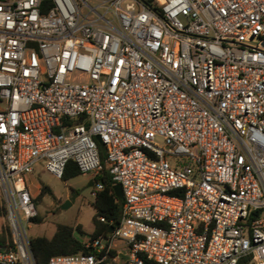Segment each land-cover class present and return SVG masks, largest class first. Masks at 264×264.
<instances>
[{
    "label": "built area",
    "instance_id": "built-area-1",
    "mask_svg": "<svg viewBox=\"0 0 264 264\" xmlns=\"http://www.w3.org/2000/svg\"><path fill=\"white\" fill-rule=\"evenodd\" d=\"M103 159L118 225L48 264H264V0H0V264H36L26 175Z\"/></svg>",
    "mask_w": 264,
    "mask_h": 264
},
{
    "label": "trees",
    "instance_id": "trees-1",
    "mask_svg": "<svg viewBox=\"0 0 264 264\" xmlns=\"http://www.w3.org/2000/svg\"><path fill=\"white\" fill-rule=\"evenodd\" d=\"M104 153L103 150H101ZM77 163L74 160H69L64 173L63 180L75 177L81 174ZM95 181L103 183V189L99 190L95 196L93 203L95 213L92 217L94 229L90 237H95L101 233L106 234L111 223H116L120 220L122 211V199H119L115 194L113 185L114 181L109 172V166L105 159L102 160V166L99 173L94 178ZM50 192L48 185H42L41 191L36 199L39 200L46 193ZM0 216L7 217V208L3 197L0 195ZM100 216H104L106 221H101ZM34 222H42L43 218L39 214L32 218ZM86 231L82 225H72L66 223H58L56 230L52 236L33 235L30 236L31 249L34 254L36 264H48L51 256L57 254H71L77 252H88L89 247L85 246L83 235ZM0 247H12V234L9 223H3L0 233ZM115 254V251H111Z\"/></svg>",
    "mask_w": 264,
    "mask_h": 264
},
{
    "label": "rangeland",
    "instance_id": "rangeland-1",
    "mask_svg": "<svg viewBox=\"0 0 264 264\" xmlns=\"http://www.w3.org/2000/svg\"><path fill=\"white\" fill-rule=\"evenodd\" d=\"M28 184L33 194L37 197L42 185H48L50 192L37 200L39 216L42 222L31 221L28 227V234L52 236L58 223L82 225L86 234L83 239L90 237L94 229L92 217L95 213V196L92 194L95 180L93 173L82 172L81 174L63 180L58 178L42 165H37L32 173L26 175ZM90 181L92 185H89ZM37 199V198H36ZM69 201L65 207L64 204ZM7 217L0 216V233L3 223H7ZM119 257L116 262L108 260L106 264H120L124 261V248L119 250Z\"/></svg>",
    "mask_w": 264,
    "mask_h": 264
},
{
    "label": "water",
    "instance_id": "water-1",
    "mask_svg": "<svg viewBox=\"0 0 264 264\" xmlns=\"http://www.w3.org/2000/svg\"><path fill=\"white\" fill-rule=\"evenodd\" d=\"M97 139L99 140V142H100V144H101V147H102L103 149H105L106 145H105V143L101 140V138H100L99 135L97 136ZM92 182H93V181H90L89 185H92ZM113 188H114V191H115V194L117 195V197H118L119 199H122V198H123V190H122V186H121V184H120V183H116V184L113 185ZM68 204H69V201H67V202L64 204V206L66 207ZM116 225H118V222H116L114 225H112V226L110 227L109 231H112V229H113ZM99 264H105V262L102 261V262H100Z\"/></svg>",
    "mask_w": 264,
    "mask_h": 264
},
{
    "label": "crops",
    "instance_id": "crops-1",
    "mask_svg": "<svg viewBox=\"0 0 264 264\" xmlns=\"http://www.w3.org/2000/svg\"><path fill=\"white\" fill-rule=\"evenodd\" d=\"M54 234V233H53Z\"/></svg>",
    "mask_w": 264,
    "mask_h": 264
}]
</instances>
